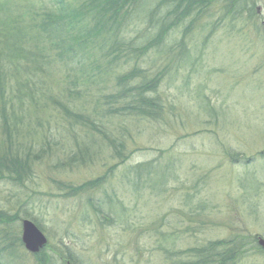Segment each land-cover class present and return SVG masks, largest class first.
Here are the masks:
<instances>
[{"label": "rangeland", "instance_id": "1", "mask_svg": "<svg viewBox=\"0 0 264 264\" xmlns=\"http://www.w3.org/2000/svg\"><path fill=\"white\" fill-rule=\"evenodd\" d=\"M202 1L159 52L120 62L158 81L145 93L155 117L119 114L131 97L118 100V71L85 61L48 75L49 93L72 90L73 111L120 143L125 160L52 103L27 105L20 143L37 157L30 180L0 181V264H64L67 253L76 264H193L189 250L224 242L230 264H264V0ZM151 26L133 17L122 38L136 47ZM23 219L47 239L42 258L22 247Z\"/></svg>", "mask_w": 264, "mask_h": 264}, {"label": "trees", "instance_id": "2", "mask_svg": "<svg viewBox=\"0 0 264 264\" xmlns=\"http://www.w3.org/2000/svg\"><path fill=\"white\" fill-rule=\"evenodd\" d=\"M205 7L206 2L202 0L0 1V126L4 136L3 149L0 150V181L22 185L31 179V166L37 156L32 157L28 143H20L26 139L23 134L28 133L20 124L28 120L26 106L40 104L42 99L52 103L59 113L64 111L70 126H91L123 163L121 144L83 114L73 111L72 90L66 91L63 100H57L49 93L46 86L48 75L56 71L58 63L82 66L85 61L101 66L105 74L118 71L116 83L122 88L118 91V100H123V95L131 97L124 105H119V114L132 118L151 116L158 103L154 102L155 98L146 99L145 93L154 91L158 81L147 80L138 67L122 72L120 62L157 52L163 47L171 28L185 22L192 11L201 14ZM133 17L146 19L153 25L151 30L155 31L132 48L122 38L121 30L128 27ZM39 151L43 153L42 149ZM79 159V155H72L69 163L74 166ZM145 169L149 174V167ZM87 188L89 186L85 185L83 190ZM3 220L0 215V223ZM6 236L12 239L11 232L4 235L7 241ZM222 245L224 247L218 249L212 248L210 243L189 250L185 255L197 260L193 264H230L233 250L230 252L227 242L218 247ZM62 250L68 251L65 246ZM42 254L43 251L35 256L36 259L42 258ZM61 257L64 262L77 263L68 253ZM41 264L48 262L44 259Z\"/></svg>", "mask_w": 264, "mask_h": 264}, {"label": "water", "instance_id": "3", "mask_svg": "<svg viewBox=\"0 0 264 264\" xmlns=\"http://www.w3.org/2000/svg\"><path fill=\"white\" fill-rule=\"evenodd\" d=\"M21 243L30 254H38L47 243L42 232L29 220L21 221ZM258 245L264 250V241L258 239ZM68 264V263H67Z\"/></svg>", "mask_w": 264, "mask_h": 264}]
</instances>
